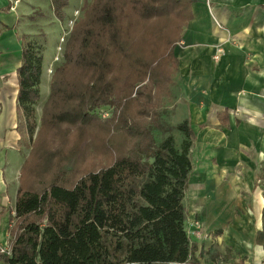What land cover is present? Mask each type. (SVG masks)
I'll use <instances>...</instances> for the list:
<instances>
[{"label":"trees","instance_id":"trees-1","mask_svg":"<svg viewBox=\"0 0 264 264\" xmlns=\"http://www.w3.org/2000/svg\"><path fill=\"white\" fill-rule=\"evenodd\" d=\"M50 3L54 15L64 20L69 0ZM191 3L85 0L82 16L68 32L63 61L52 73L38 130L44 50L26 34L21 37L19 128L21 137L30 135L31 144L10 219V254H0L4 264L190 263L197 244L187 232L184 198L193 168V131L184 120L175 126L183 134L181 143L168 135L157 144L152 128L161 127L156 109L171 93L178 69L175 39L192 18ZM133 22L160 32L176 26V37L163 34L170 46L164 54L168 60L159 57V49L133 54ZM136 100L142 104L132 115L140 120L123 117L104 125L100 151L109 162L87 167L86 159L100 160L99 151L91 153L81 133L75 145L68 144L71 130L97 121L89 111L98 106L119 109ZM149 109L151 120L145 117ZM51 129L60 133L59 144L54 135L45 137ZM262 216L255 242L264 247V209Z\"/></svg>","mask_w":264,"mask_h":264},{"label":"crops","instance_id":"crops-1","mask_svg":"<svg viewBox=\"0 0 264 264\" xmlns=\"http://www.w3.org/2000/svg\"><path fill=\"white\" fill-rule=\"evenodd\" d=\"M12 2L0 0V241L4 243L10 240L20 172L31 144L30 135L21 137L17 102L26 23L18 19ZM191 12L175 47L178 69L173 77L180 88L177 114L180 121H189L195 135L185 201L192 211L205 210L211 216L237 205L262 216L264 0H192ZM252 217L255 220L256 213ZM262 222L263 216L258 230ZM249 224L247 215L245 225ZM255 236V250L263 262L264 247ZM0 264H4L1 258Z\"/></svg>","mask_w":264,"mask_h":264},{"label":"rangeland","instance_id":"rangeland-1","mask_svg":"<svg viewBox=\"0 0 264 264\" xmlns=\"http://www.w3.org/2000/svg\"><path fill=\"white\" fill-rule=\"evenodd\" d=\"M84 1L85 0H69V5L65 9L66 16L64 20H59L54 15L50 0H13L12 2L17 11L18 19L25 21L26 23L25 30L27 32V38L35 41L44 50L45 64L40 85L41 95L37 101V130L41 122L42 106L50 93V79L52 73L63 61L64 46L68 38V32H70L72 26L82 16V4ZM132 17L133 16H131V19ZM168 27L169 28H167L165 32H160L159 27L144 29L141 27L140 23L133 22L130 29L131 39L133 41V54L141 53L140 49L146 53H149L150 51L152 52L153 49H155V51H157L156 49H159V57H163V60H168L165 59L164 54L168 51L170 46L165 44L167 37H163V34H167V36L171 38L177 36L176 26L171 25ZM175 40L176 47L180 39ZM124 63L127 64L126 61H124ZM119 70L120 68L116 72H119ZM122 70L127 71V68L124 67ZM130 70H134V67L129 69V71ZM176 75L177 74H174V76ZM69 76L73 81L78 80L76 74ZM135 90L136 88L131 92L132 96L135 95ZM179 91L180 88L177 83H173L170 95L163 101L164 105L162 104L156 109L160 112L159 122L161 123V127H153L152 132L157 144L164 140L168 135H173L176 142L178 144L181 143L179 134L182 135V133H180L175 127L184 121H180L181 118L179 117V114H177L178 110L177 105L175 104L177 102ZM126 103L127 104H124L122 108L119 109L115 108L113 104H109L101 105L90 110L89 113L92 116L97 117L96 119L100 123L98 128H96V126L99 123L95 120L92 125L86 124L83 127L71 130L68 136V138L70 137L68 144L75 145L77 136L81 133L82 137L87 139L83 141L84 145H91V153L99 151L98 158L100 160L97 159L95 163L94 159H86L85 162L87 167L91 168L95 164L103 165L104 163L106 164L109 162L108 157L104 156V154L101 155L102 151H100L105 140L104 137L102 138L104 125L108 123L113 124L116 122L113 121V119L120 121L123 117L127 120L129 119V122H133V118L140 120L139 116L132 114L134 111L136 112V109L140 107L142 103L138 100L135 102L127 101ZM152 115V110L149 109V112L145 117L147 120H151ZM169 126H171V129L167 130ZM57 131L58 130L56 129L48 130L45 137L52 139L54 135V143L59 144L60 133ZM119 136L120 139L118 142L121 141V135ZM193 137H195L194 134ZM191 149L192 146L190 148V154ZM184 204L187 210V232L191 241L197 244V251L195 252L194 257L189 261L190 264H203L204 261L208 264L210 262H214V264H264L261 259V254L255 250L257 246L253 242L254 235H256L258 229L261 228L262 225V216L260 215V212L255 210H245L240 205H237L229 212H223V214L220 212L218 215L215 214L211 216V214L205 212V210L192 211L187 198L186 201L184 198ZM253 213H256L255 220L252 217ZM247 215H249L250 223L248 227L245 225L247 222ZM220 221L223 222L219 223ZM236 221H239L238 225H235ZM0 244L5 245L8 244V242L4 243L0 241Z\"/></svg>","mask_w":264,"mask_h":264},{"label":"built area","instance_id":"built-area-1","mask_svg":"<svg viewBox=\"0 0 264 264\" xmlns=\"http://www.w3.org/2000/svg\"><path fill=\"white\" fill-rule=\"evenodd\" d=\"M216 58H218L219 56H215ZM2 253H6V254H10V242L8 244H0V254Z\"/></svg>","mask_w":264,"mask_h":264}]
</instances>
